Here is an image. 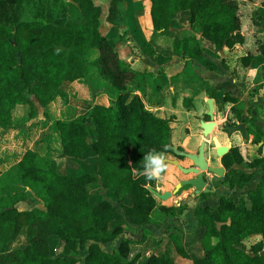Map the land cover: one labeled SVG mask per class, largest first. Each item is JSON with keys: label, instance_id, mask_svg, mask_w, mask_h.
Masks as SVG:
<instances>
[{"label": "trees", "instance_id": "16d2710c", "mask_svg": "<svg viewBox=\"0 0 264 264\" xmlns=\"http://www.w3.org/2000/svg\"><path fill=\"white\" fill-rule=\"evenodd\" d=\"M128 1L108 0L104 17L109 28L119 25L125 33L130 22L135 24L137 11L142 8L131 1L127 9ZM19 2L0 0V131L14 125L12 114L17 106L27 107V118L17 125L27 123L24 127H28L32 123L28 121L38 116V108L45 110L57 96L67 102L63 85L74 80L88 82L89 68L103 85L89 87L93 98L105 91L110 94V104L91 101L87 112L53 119L57 148L47 141L44 154L25 148L16 162L0 169V264H143L148 256L141 259V250L133 248L145 239L143 229L150 222L157 199L144 186L148 180L134 175L132 169L140 168L143 154L150 149L171 151L165 144L174 116L154 114L127 88L132 82L138 85L148 71L133 68L119 54L118 37L111 39L99 29L104 12L95 0H68V7L60 5L48 13L50 22L19 19L11 11ZM149 12L152 33L143 40L141 49L158 63L169 54L156 52L157 38L170 37L173 19L181 13L188 15L190 27L200 33L197 37L191 29L172 35V54L185 63L202 52L203 37L214 48L232 47L245 38L239 0H151ZM56 49H61L59 54ZM257 50L264 63V41ZM253 58L251 52L240 57L244 65ZM222 98L237 100L228 92ZM184 102L187 105L188 99ZM232 111L243 120L253 121L241 116L234 106ZM204 116L208 118L206 113ZM255 128L258 131L251 127L248 131L258 142L255 136L261 137V132ZM55 156L76 160L90 156L92 167L62 173L54 169ZM221 162L230 188L255 180L251 172L232 174V165H260L264 171V156L244 159L238 145L231 146ZM260 177L248 189L247 197L235 201L231 195L219 193L216 206L195 205L193 214L201 228L198 244L182 239L181 231L169 232L162 248L149 253L147 264H175L178 255L192 258V264H264V254L259 253L264 248V173ZM103 189L115 194L114 201L108 194L99 196ZM28 191L40 204L18 209L17 204L27 200ZM178 208L158 205L168 216ZM126 223L142 230L139 239L126 233ZM256 233L262 238L247 245V237ZM193 245L197 248L192 251Z\"/></svg>", "mask_w": 264, "mask_h": 264}, {"label": "crops", "instance_id": "0c3cea01", "mask_svg": "<svg viewBox=\"0 0 264 264\" xmlns=\"http://www.w3.org/2000/svg\"><path fill=\"white\" fill-rule=\"evenodd\" d=\"M129 1H137L140 3L141 8H145L146 21L142 23L143 25L144 23L147 25L145 27L148 28V31L144 32L145 29L143 28L144 26L142 23L138 25L137 22H135L134 25L130 22V28H128L127 32H125L127 33L126 38H120V35H123V27H120L119 25H113L111 28L107 26L105 31H102V29L101 31L111 39L112 37H118L119 41L117 42L116 47L119 54L121 57H127L133 68L140 71H143L144 69L148 71L138 85H136L135 82H132L127 85V88L132 89L134 94H138L145 103V107L151 110L154 114L160 117H169L170 115L174 116V119L170 122L171 143L190 152L197 151V146L203 138L200 121L201 119H209V117L207 118L204 116L208 108L206 97L211 96L213 102V114L222 113L220 116L223 118L222 122H224V124L225 121L227 122L226 119L229 120V118L231 119L232 124L243 120L238 117L237 112L232 111V106L239 110V114L241 116H249L250 118H253V121L243 120L245 122L248 140L243 137L240 130L228 133L223 131L222 133L215 135L220 144L229 145V147L238 145L241 149L242 147L250 149L254 148V146L260 148V145H263L262 147L264 148V144L259 143V141L256 142V144L253 142L255 134L248 131V127L258 131L255 128L258 127L261 132V139H263L262 143H264V94L262 97L258 96L254 99V96L259 92V89L263 87L262 85H264V63L261 61L260 57L257 56V46L259 43L264 41V5L262 4V0H239L240 26H242V32L245 37L242 43L237 42L232 47L222 46L220 48H214L213 44L203 37L201 38L202 52L195 56L190 63H185L182 60V57L172 54L170 46L168 49L166 48L167 50H164L160 46L159 42L163 41L162 38H165V35L157 38L156 42L158 44L155 45V49L157 53L161 52L162 54H169L168 59L162 63H158L156 59L151 58L144 53L141 49L142 42L144 39H148L152 33V24L149 12L151 0ZM131 4H133V2H131ZM135 20L137 21L136 16ZM191 29L192 27H190L188 23V15L181 13L174 17L172 28L170 30L171 32H168V35L172 37L173 34H180V31L182 30L189 31ZM191 31H193L197 37H200L199 32L194 31L193 29ZM128 52L130 53L127 54ZM247 52H251L254 58L250 64L244 65L241 62L240 57ZM93 71V68H89L87 71L86 77L88 82L85 79L82 81L74 80L63 85L62 89L68 94L67 102H64L61 96H57L49 105H47L45 110L42 109L43 113L48 116L49 122L44 120H35L28 127H21L20 125H17L27 118V107L25 105H20L13 110L12 122H14V125L6 129L4 131L5 134H11L13 138L16 139L15 141L21 139L23 142L22 144L25 146L24 149L31 148L42 154L46 153L45 150L48 145L46 144V141L51 144L52 147L57 148L59 146V140L56 131L52 128L53 119H68L79 113L87 112L90 108L91 101L106 105L110 104V94L105 91H99L93 98L89 87L92 85L100 87L103 86L101 81L93 74ZM201 90L205 92V97H196V94H198ZM225 92H228L229 95L233 97H237V100L235 102L224 101L222 96ZM187 99L188 104L185 105L184 101ZM178 114H183L182 117L187 119L184 122L181 121L182 126L183 124L188 125L187 128L179 125L180 121L178 120L180 119V116ZM194 119L199 121L198 127L195 128L192 126V124L195 125ZM0 130L2 129L0 128ZM14 132H16V134H14ZM187 136L188 138H186ZM24 149L21 151L22 153ZM160 152L165 153L167 159L173 157L169 151ZM22 153H20L16 158H12L6 153H3L4 156L0 155V159H2L0 162V169H7L19 159ZM207 153L208 152H206L205 148L204 156L208 163L214 165H219V163H221L220 158L218 160L219 163H216V161L212 162ZM253 158L254 157H250V160ZM167 163L170 166H177L169 161H167ZM2 165L4 168H2ZM257 168H259L260 173L257 175L253 174L255 181L261 178L260 176L264 173V171L258 165H255L253 168H251V166H247L246 168L248 169L246 172H252ZM173 173V168H170L167 181L158 182L159 184H157V187L159 188V191L173 189L174 185L178 181L177 178L175 181L171 179ZM203 174L208 182L213 180L215 185L220 183V180H218L219 178H212V173L208 170L204 171ZM191 176H193V174ZM172 182L173 185H171ZM224 184L227 185L228 182H224ZM188 187L191 186H184L178 189L171 198V201H173L171 204H163L162 202H158V200H156L157 206L150 212V222L147 223L143 229L145 239L137 244H140L143 248L147 242L149 234L154 236L160 233H166L162 239L163 245L169 232L177 233L180 232L181 228H191L196 223V218L194 217V214H192L193 211L190 216L192 217V219L190 218L191 223L186 226V224H183L179 220L178 214L168 216L165 212L158 209V205L160 204L165 206H174L176 208L186 206L187 204H192L193 207L197 205L195 204V201H189V203L187 202L184 204L180 203L181 206H179V204L177 206L174 204L176 198L185 199L187 197V193L189 191L186 190ZM178 195L181 196L179 197ZM215 197L216 195L209 194L204 200L198 202V204H208L214 207L218 203V199ZM185 212H187L188 216L189 210L186 209L184 213ZM165 223L168 225L175 223L177 227H171L170 229L165 228V231L161 232V226ZM148 228L151 231L150 233ZM124 229L132 238L139 239L141 236L142 230L136 225L126 223ZM261 238V235L256 233L247 237L246 242L250 245ZM155 239L156 238H151V240H149L152 243H158V240ZM105 247H109V244L105 245ZM138 250H141L142 252L141 259L147 257L150 253L149 248ZM182 261L185 263L188 261V258L182 255H178L175 258V264H181ZM75 264H83V262L77 261Z\"/></svg>", "mask_w": 264, "mask_h": 264}, {"label": "rangeland", "instance_id": "374dc122", "mask_svg": "<svg viewBox=\"0 0 264 264\" xmlns=\"http://www.w3.org/2000/svg\"><path fill=\"white\" fill-rule=\"evenodd\" d=\"M20 2L13 7V9L11 10L13 13H16L19 17V19H37L41 22H50L51 19H52V16L50 17L48 15L49 12H54L60 5H65V7H68V0H41V1H38V0H19ZM97 3H99L101 6H102V9H103V12H104V15L103 17L101 18V27L100 29H102V31H105L107 26H109V23L106 21L105 19V14L107 13V9H108V0H95ZM129 3V4H128ZM128 3H126V8L128 9L130 7V4H131V1H128ZM125 5V4H124ZM67 12H68V9H67ZM137 24L140 25L142 22H145L146 21V15H145V8H142L141 10H138L137 11ZM143 25V23H142ZM144 27V32L148 31L147 26L145 23L143 25ZM141 27V26H139ZM142 29V28H141ZM127 33H123V35H120V38H126ZM132 35V34H131ZM163 41H160L159 44L161 45L162 48H168L170 46V41H171V37H165V38H162ZM132 51V50H130ZM130 52H128L127 54H129ZM127 59V57H126ZM153 80V79H152ZM151 80V81H152ZM38 116L35 118V119H30L28 121V123L30 122H34L35 120H43V118H45V113H43V110L42 108H38V112H37ZM222 113H219V114H213V117L214 119L217 121V125H215L212 130H210L207 134H205V136L203 135V138L205 139V148H206V152H208V157L209 159L212 161V162H215L216 163H219L218 160L220 158V155L221 154H217V152L215 151V148L214 147V144L212 142V136L213 135H216V134H219V133H222L224 130H223V125H224V122L223 121V118L220 116ZM180 116V119L178 121L179 122V125H181V121L184 122L185 120H187L186 118L182 117L183 114H178ZM195 120V119H194ZM227 122H232L231 119L229 118L226 119ZM49 122V121H48ZM226 122V121H225ZM195 125L192 124L193 128L195 127H198V123L199 121L198 120H195L194 121ZM27 125V123L25 124ZM24 125V126H25ZM188 125L186 124H183V126L181 125V127H186L187 128ZM191 126V125H190ZM228 133V132H227ZM14 134H16V132H14ZM189 136V135H188ZM188 136L186 138H188ZM192 137V136H191ZM256 139H259V142L261 144H264L262 143L263 139H261L262 137L260 136H255ZM202 138V139H203ZM247 140H248V136L246 135L245 137ZM44 139V138H43ZM16 139L13 138V136L11 134H5V132H1L0 131V155L4 156L3 153H6L7 155L11 156L12 158H16L19 156L20 153H22L21 151L24 149V145L22 144V140L21 139H18V141H15ZM43 141V140H42ZM20 142V143H19ZM255 144H256V140L254 139L253 141ZM263 145H260V149L255 147L254 148H247V147H242V149L240 148V151H241V154L243 155L244 159H250V157H258V156H264V148L262 147ZM2 147V148H1ZM179 162L183 165H189L191 164V160L188 158V157H184L182 158L181 160H179ZM53 163H54V169H56L57 171L59 172H75V173H78V172H81V171H84L85 169H90L92 167V161H91V157L88 156L86 157L85 159L83 160H76V159H67V158H62L60 156H55L54 157V160H53ZM221 163H219L220 165ZM176 166V165H175ZM260 166V165H258ZM0 167H1V164H0ZM254 167V166H253ZM251 167V168H253ZM2 168H4V166L2 165ZM170 168H173L174 170V173H173V176L171 177L172 180H176L179 179V178H185V177H189L192 175V173H185L183 171H181L177 166L174 167L173 165H168V171L167 173L165 174V179L163 180L164 182L167 181V177L169 176V169ZM247 168V165L245 163H238L236 165H233V167H231L232 169V174H238L242 171L246 172L248 171ZM259 168H257L256 170H253L251 172L252 176L253 174H259ZM213 177L214 179H217L219 178L218 180H220V185H218L216 191L214 193H208L206 194V197L207 195L209 194H213V195H216V199H217V194L218 193H226V194H229L232 196V198L236 201L238 198H244V197H247V191L250 187H253L254 185V182L255 180H253L252 182H250L249 184L245 185V186H242V187H239V186H235L233 188H230L229 186V181L227 179V177H225L224 175H217V174H214L213 173ZM212 181V180H211ZM224 182H228L227 185L224 184ZM152 184V186H154L155 188L159 189L157 187V184L158 181H155V180H152V183H150V185ZM171 185H173V182L171 183ZM92 189L96 188L94 187V185H92ZM161 187V186H160ZM225 187V188H224ZM191 190V187H188V189L186 191H190ZM184 191V192H186ZM108 194V198H110L111 200L114 201V193L112 192H105V190H101L99 192V196L100 197H106V195ZM179 197L181 195H178ZM156 199L158 200V202H162L163 204H171L173 203V201H171L172 197H167L165 199H161V198H158L157 196H155ZM190 200H187L185 203H189ZM40 201L37 200L30 191H28V197H27V200L25 202H20L17 204V207L18 209H25V208H28V207H34V206H37L39 205ZM195 203V202H194ZM246 204H248V200H246L245 202ZM176 206L179 204L178 202H175L174 203ZM184 204V203H183ZM196 204V203H195ZM202 204V203H201ZM190 205V206H189ZM192 204H187L186 206H183L181 208H178V210L175 212L174 210L172 212H174V215H179V220L183 223V224H186V226H188L187 224L190 225L191 223V219L192 217H190L192 214L191 212L193 211L192 209ZM189 210V215L187 216V212L184 213L185 210ZM195 217V216H194ZM191 218V219H190ZM155 226V225H154ZM153 226V227H154ZM171 227H177L175 225V223H171V225H168V224H163L161 226L162 228V231L161 232H164L165 228H171ZM156 228V226H155ZM148 231L149 233L151 232L148 228ZM181 233H182V239H193V241H196L198 244V236L200 234V231H201V228L195 223L191 228H186V227H183L180 229ZM160 233V232H159ZM166 235V233H160V234H157V235H154L152 236V234H149L148 237H147V242L146 244L144 245V249H147L149 248V252H152V250H157V249H160L162 248V243H163V237ZM151 238H156L155 240H158V243H152L150 240ZM150 239V240H149ZM246 244L248 245L249 243L246 242ZM143 248L140 246V244H136L134 245V251H137L138 249H142ZM191 250L193 251L194 248H197V246L193 245L190 247ZM196 253V251H195ZM188 258V261L187 262H181V264H191V261H192V258L190 257H187Z\"/></svg>", "mask_w": 264, "mask_h": 264}, {"label": "water", "instance_id": "95a60500", "mask_svg": "<svg viewBox=\"0 0 264 264\" xmlns=\"http://www.w3.org/2000/svg\"><path fill=\"white\" fill-rule=\"evenodd\" d=\"M262 86L263 87H261L259 89V92L254 96V99H256L258 96H261V97L263 96L264 85H262ZM196 97L204 98L205 92L203 90H201L198 94H196ZM206 101L208 104L206 114L209 117V119H205V120L201 119V121H200L201 122V128H202V134L204 136L210 130H212V128L216 125V121L213 117L212 97L207 96ZM223 129L226 132H233L235 130H240L243 137H246V127H245V122L243 120L237 121V122H235V124H230V123L226 122L224 124ZM212 142L214 144V147H216L217 154H221L220 157H222L230 149L229 145L220 144L218 138L215 135L212 136ZM165 146L168 147L169 149H171V151H173L174 154L176 153V154L184 155L191 160V162H192L191 165L184 166L183 164H181L179 162V160L177 158L167 159V161L177 165L182 171H184L186 173H189V172L192 173L193 176L188 177L187 179H181V180L177 181L172 190H164V191H159L157 188L150 185L148 183V181H146L144 183V186L145 187L147 186L148 189L150 190V192L154 196H157L158 198H161V199H165L167 197L173 196V194L176 193V191L179 189V187L181 185H185V184H188L192 187V190H193L192 193L193 194L207 193V192H211L214 190L213 187L208 186L209 183H208L207 179L204 177L203 173H204V171L208 170L211 173H214L217 175H223L225 173V167L222 164L214 165V164H210L207 162V160L205 159V156H204V153H205V148H204L205 139L204 138L200 140V142L197 146V148H198L197 152H190L184 148H179V147H177V145H173L171 143L170 139L165 144ZM193 196L194 195L190 194L185 199L176 198L175 202L185 203L187 200H190ZM259 253L264 254V248L262 250H260ZM151 254L148 255V257L145 259L143 264L148 263V260H149V257Z\"/></svg>", "mask_w": 264, "mask_h": 264}, {"label": "clouds", "instance_id": "9594fccd", "mask_svg": "<svg viewBox=\"0 0 264 264\" xmlns=\"http://www.w3.org/2000/svg\"><path fill=\"white\" fill-rule=\"evenodd\" d=\"M55 51L59 54L61 49H56ZM132 171L134 175L143 176L148 181L163 182L168 171L167 156L163 152L150 149L143 154L140 168H133Z\"/></svg>", "mask_w": 264, "mask_h": 264}, {"label": "flooded vegetation", "instance_id": "af4514ba", "mask_svg": "<svg viewBox=\"0 0 264 264\" xmlns=\"http://www.w3.org/2000/svg\"><path fill=\"white\" fill-rule=\"evenodd\" d=\"M226 123V122H225ZM229 123V122H228ZM235 124V123H234ZM223 127H224V125H223ZM224 130V129H223ZM225 131V130H224ZM226 132V131H225ZM177 147H179V148H182V147H180V146H177ZM231 148V147H230ZM230 150V149H229ZM197 151H198V149H197ZM196 151V152H197ZM215 151H216V148H215ZM171 154H172V158H170V159H175V158H177L178 160H181L182 158H184V157H186V156H184V155H180V154H174L173 153V151H169ZM220 159H221V157H220ZM191 164H192V162H191ZM191 164H189V165H191ZM221 164L223 165V163L221 162ZM189 165H184V166H189ZM224 166V165H223ZM178 167V166H177ZM225 167V166H224ZM179 168V167H178ZM180 169V168H179ZM181 170V169H180ZM182 171V170H181ZM225 171H226V167H225ZM184 172V171H183ZM186 173V172H185ZM224 175V174H223ZM212 176H214L213 175V173H212ZM188 177H185V178H179L178 179V181L179 180H181V179H187ZM209 183V185L208 186H210V187H213L214 188V190L213 191H211V192H208V193H214L215 191H216V189H217V187H218V185H220V184H214L213 183V180L211 181V182H208ZM184 186H189L188 184H185V185H181L180 187H179V189L180 188H182V187H184ZM225 188V187H224ZM192 189L187 193V196L188 195H194L191 199H190V201H195L196 202V204H198V202H200V201H202V200H204L205 198L204 197H202V195H206L207 193H199V194H193L192 193ZM221 193V192H220ZM219 194V193H218ZM187 198V197H186ZM184 199V198H183Z\"/></svg>", "mask_w": 264, "mask_h": 264}, {"label": "bare ground", "instance_id": "6f19581e", "mask_svg": "<svg viewBox=\"0 0 264 264\" xmlns=\"http://www.w3.org/2000/svg\"><path fill=\"white\" fill-rule=\"evenodd\" d=\"M220 143V142H219ZM170 197H172V196H170Z\"/></svg>", "mask_w": 264, "mask_h": 264}]
</instances>
